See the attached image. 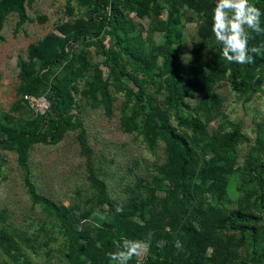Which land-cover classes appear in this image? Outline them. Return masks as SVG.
Segmentation results:
<instances>
[{"label": "trees", "instance_id": "1", "mask_svg": "<svg viewBox=\"0 0 264 264\" xmlns=\"http://www.w3.org/2000/svg\"><path fill=\"white\" fill-rule=\"evenodd\" d=\"M33 1L0 0V32L11 14L18 16L19 25L29 22L26 5ZM70 1L66 8L71 20L29 45L26 59L17 63L21 94L29 99L43 97L48 108L38 119L18 127L0 124V152H17L19 166L27 172L25 186L32 201L60 224L59 232L66 239L63 264H110L106 254L117 250L113 240H147L149 233L152 238L146 264H264V144L260 154L249 156L242 165L234 167L236 148L246 140L244 135L238 129H208L217 84L226 81L241 94L264 93V53L258 57L251 54L253 63L242 65L223 57V46L211 31L216 0H73L77 14H73ZM250 3L260 9V26L264 28V0ZM133 5L138 19L150 20L152 35L146 40L139 30L133 33L134 23L128 16ZM185 8L201 23L197 31L199 45L211 43V47L206 53L194 46L190 58L183 62L176 45L181 10ZM157 35L162 43L148 46ZM107 39L112 43L110 48L104 45ZM92 42L96 57L84 49L75 52L78 45ZM260 45H264V32L250 31L248 47ZM105 70L108 76H104ZM110 85L124 92L126 100L133 103L129 115L121 118L123 131L140 130L142 141L149 146L163 142L168 159L161 168L162 177H157L154 184L139 176H135V181L124 177L125 197L118 198L110 195L91 165L93 151L85 142V130L78 116L82 98L100 99L110 115ZM149 86H154L155 91L149 92ZM192 93L204 96L195 107L185 101ZM164 101L172 115L161 105ZM74 108L76 113L72 112ZM76 129L96 194L87 200L85 210L73 206L74 209L63 211L62 205L36 192L29 178L27 152L35 143H55L66 131ZM1 169L0 158V178ZM233 174L239 175L245 206L227 213L222 208L204 207L205 200L215 195L221 198ZM161 189L164 196L157 192ZM104 206L106 209H102ZM97 209L105 214L103 221L92 215ZM196 221L202 223L200 229L194 225ZM216 230L235 232L237 240L234 242L229 236L224 240L216 236ZM15 236L14 230H0V254L31 264L23 259ZM160 240L166 243L157 247ZM177 240L183 246L181 250L174 247ZM241 246L244 257L238 255Z\"/></svg>", "mask_w": 264, "mask_h": 264}, {"label": "rangeland", "instance_id": "2", "mask_svg": "<svg viewBox=\"0 0 264 264\" xmlns=\"http://www.w3.org/2000/svg\"><path fill=\"white\" fill-rule=\"evenodd\" d=\"M67 1L34 0L26 5L30 21L25 24L19 25L16 14L6 18L0 32L3 37L0 41V124L18 127L25 121L38 119L48 108L49 104L43 97L26 101L25 95L21 94L17 63L20 59H26L29 45L38 43L46 35L54 32L57 25L71 20L72 17L67 14ZM70 3L74 7L73 14H77V5L73 0ZM134 9L133 5L128 15L134 23L133 33L139 30L142 39L146 40L152 35V30L149 28L150 20L138 19ZM181 11L180 35L176 48L179 59L184 62L190 58L194 46L198 45L201 51L207 53L211 43L199 45L197 31L201 23L190 10L185 8ZM164 16L165 12L162 13L161 19ZM40 18H43L42 22ZM161 43L162 38L157 35L148 46L155 47ZM104 45L110 48L112 43L107 39ZM148 46L144 48L147 49ZM81 49L89 51L96 57L93 42L88 46L85 43L78 45L75 52L78 53ZM108 75L105 70L104 76ZM109 83L114 84L110 79ZM109 91L112 96L110 115L106 114L100 99L82 98L78 102L80 106L78 116L85 130V142L93 151L91 165L97 176L106 183L110 195L118 198L125 197L123 196L126 193L124 177L135 181V176H139L154 184L159 177H162L160 171L164 164L168 163V159L163 142L158 141L149 146L142 141L140 130L132 133L123 131L121 118L129 115L133 103L127 101L124 92L119 91L115 85H110ZM154 91L155 87L149 86V92ZM214 94L216 100L213 103L214 108H211L208 129L211 132H215L220 127H223L225 132L238 129L246 138L245 141L238 143L236 148L237 164L234 167H238L247 157L262 152L264 93L262 91L254 94L237 93L228 82L224 81L214 87ZM155 97L159 98V94L156 93ZM203 99L204 96L192 93L185 98V101L191 107H195ZM43 101L45 104L42 109ZM161 105L169 115H172V110L165 101L161 102ZM72 112L76 113V108L72 109ZM224 121L229 124H223ZM171 122L177 127L174 119ZM178 129L186 132L181 127ZM78 133V129L66 131L59 141L35 143L27 152L29 178L36 192L62 205L63 211L70 207L72 209L73 206L77 210H85L88 207L87 200L96 194L88 178L86 157L81 153ZM0 158L2 159L0 230L16 232L14 238L22 248L23 259L31 264H63L66 239L59 232V222L32 201L25 186L27 172L19 166L17 152L2 150ZM240 184L239 175L233 174L228 178L227 189L221 198L215 195L213 199L205 200L204 207L222 208L227 213L245 206ZM140 192L143 193L144 189ZM157 192L159 196L165 195L162 189ZM77 210L75 209L76 212ZM194 225L200 229L202 223L196 221ZM216 236L224 240L229 236L234 242L237 240V234L231 231L216 230ZM100 247L103 245L100 244ZM238 255L244 257V246L238 248ZM0 264L24 263L0 254Z\"/></svg>", "mask_w": 264, "mask_h": 264}, {"label": "clouds", "instance_id": "3", "mask_svg": "<svg viewBox=\"0 0 264 264\" xmlns=\"http://www.w3.org/2000/svg\"><path fill=\"white\" fill-rule=\"evenodd\" d=\"M262 13L259 8L250 3V0H216L212 10L211 31L215 40L221 44L222 55L230 63L251 64L253 55L260 56L264 53V45L248 47L250 31L260 34L264 28L260 26ZM120 211V208H117ZM92 215L99 220H104L99 209L93 211ZM99 226V225H97ZM151 233L147 240H133L121 238L113 240L116 251L107 253L110 264H128L134 257H142L149 252L151 247ZM166 242L157 241L156 246L162 247ZM174 247L182 249L179 240L174 242Z\"/></svg>", "mask_w": 264, "mask_h": 264}, {"label": "built area", "instance_id": "4", "mask_svg": "<svg viewBox=\"0 0 264 264\" xmlns=\"http://www.w3.org/2000/svg\"><path fill=\"white\" fill-rule=\"evenodd\" d=\"M25 99H29L27 96H25ZM30 101L34 100V99H29ZM44 102V101H43ZM42 102V109L44 108V104L45 102L43 103ZM146 258H147V254L143 255L142 257H136L135 261L133 264H146Z\"/></svg>", "mask_w": 264, "mask_h": 264}]
</instances>
